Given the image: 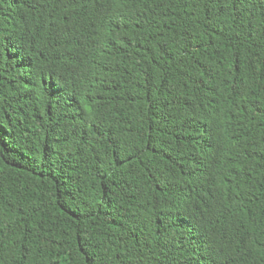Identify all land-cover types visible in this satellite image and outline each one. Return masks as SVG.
Wrapping results in <instances>:
<instances>
[{
  "label": "trees",
  "instance_id": "obj_1",
  "mask_svg": "<svg viewBox=\"0 0 264 264\" xmlns=\"http://www.w3.org/2000/svg\"><path fill=\"white\" fill-rule=\"evenodd\" d=\"M0 264H264V0H0Z\"/></svg>",
  "mask_w": 264,
  "mask_h": 264
}]
</instances>
